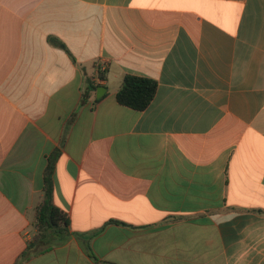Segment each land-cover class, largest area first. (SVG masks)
I'll list each match as a JSON object with an SVG mask.
<instances>
[{
  "label": "crops",
  "instance_id": "0c3cea01",
  "mask_svg": "<svg viewBox=\"0 0 264 264\" xmlns=\"http://www.w3.org/2000/svg\"><path fill=\"white\" fill-rule=\"evenodd\" d=\"M0 264H264V0H0Z\"/></svg>",
  "mask_w": 264,
  "mask_h": 264
},
{
  "label": "trees",
  "instance_id": "16d2710c",
  "mask_svg": "<svg viewBox=\"0 0 264 264\" xmlns=\"http://www.w3.org/2000/svg\"><path fill=\"white\" fill-rule=\"evenodd\" d=\"M100 77L105 79L103 74ZM98 88L99 85L90 83V89L92 91H96ZM157 90L158 83L156 81L128 75L124 78L117 93V100L123 106L143 112L154 101ZM56 161L57 153L51 155L49 158V163L44 174V200L36 209V227L40 232L37 237L38 243L49 234L61 235L69 233L71 225L69 216L54 203V173Z\"/></svg>",
  "mask_w": 264,
  "mask_h": 264
},
{
  "label": "water",
  "instance_id": "95a60500",
  "mask_svg": "<svg viewBox=\"0 0 264 264\" xmlns=\"http://www.w3.org/2000/svg\"><path fill=\"white\" fill-rule=\"evenodd\" d=\"M107 92V89L103 86H100L98 89H97V93H96V97L97 99H101Z\"/></svg>",
  "mask_w": 264,
  "mask_h": 264
},
{
  "label": "built area",
  "instance_id": "2783aa9c",
  "mask_svg": "<svg viewBox=\"0 0 264 264\" xmlns=\"http://www.w3.org/2000/svg\"><path fill=\"white\" fill-rule=\"evenodd\" d=\"M103 70H104V67L103 66H101L100 68H99V75H98V78H97V80H99L100 81V75L102 74V72H103Z\"/></svg>",
  "mask_w": 264,
  "mask_h": 264
},
{
  "label": "rangeland",
  "instance_id": "374dc122",
  "mask_svg": "<svg viewBox=\"0 0 264 264\" xmlns=\"http://www.w3.org/2000/svg\"><path fill=\"white\" fill-rule=\"evenodd\" d=\"M37 232H38V234H37V235H39V233H40V232H39L38 228H37Z\"/></svg>",
  "mask_w": 264,
  "mask_h": 264
}]
</instances>
